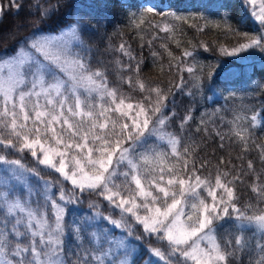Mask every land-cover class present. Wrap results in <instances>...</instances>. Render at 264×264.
Segmentation results:
<instances>
[{
	"label": "snow or ice",
	"instance_id": "snow-or-ice-1",
	"mask_svg": "<svg viewBox=\"0 0 264 264\" xmlns=\"http://www.w3.org/2000/svg\"><path fill=\"white\" fill-rule=\"evenodd\" d=\"M248 2L254 5L256 0ZM8 6L19 12L23 5L8 0ZM31 6L39 21L46 23L59 12L60 0L55 4L35 0ZM127 7L144 9L130 13L141 39L147 29L174 33L176 25L169 24L170 19L186 22L177 12L167 11L163 0ZM259 9L251 15L264 33V0ZM227 19L225 25L231 30ZM82 20L59 31L37 28L16 39L11 52L0 54V264H138L131 258L139 246L133 241L145 236L154 238L155 246L150 243L147 251L158 258L145 264H238L240 254L247 256L248 264H264V209L249 212L253 205L238 206L236 182L241 174L231 175V170L219 166L214 180L211 173L200 174L208 162L197 166L194 153L199 145L193 131L203 128L208 135L205 121L192 129L189 108L179 118V130L169 131L177 115L169 110L172 89L141 80L142 59L137 61L125 43L116 51L130 63L121 64L117 58L116 64L121 71L130 69L135 79L129 74L120 81L138 89L142 97L134 99L119 86L110 87L105 71L91 66ZM250 49L264 52V34L221 51L234 56ZM168 55L172 57L171 52ZM182 55L184 60L175 57L177 63L169 68L186 71L199 90L194 50L185 49ZM189 57L191 63L186 62ZM184 83L180 75L175 88L183 90ZM187 94L194 98L197 93L189 89ZM244 111L234 112L228 123L247 152L254 141L244 127ZM257 118L251 116V127ZM214 131L223 141L224 134ZM256 148L264 164V145ZM25 153L37 167L23 162ZM219 163H225L223 157ZM247 167L254 175L251 191L258 202H264V183H260L264 168L256 172L251 160ZM48 170L59 173L62 180H45ZM64 181L71 189H65ZM84 195L102 197L110 208L119 210V219L112 212L105 215L98 202L90 201L91 214L68 222L69 205L81 203ZM97 221H107L113 228ZM133 221L142 233L136 234Z\"/></svg>",
	"mask_w": 264,
	"mask_h": 264
},
{
	"label": "trees",
	"instance_id": "trees-1",
	"mask_svg": "<svg viewBox=\"0 0 264 264\" xmlns=\"http://www.w3.org/2000/svg\"><path fill=\"white\" fill-rule=\"evenodd\" d=\"M20 2L23 6L17 12L14 7L8 6V0H0V5L3 6V12L0 14V54L5 51L11 52L16 39L28 35L37 28L59 31L83 17L81 27L85 29L83 39L85 47L90 51L91 66L105 71L108 85L119 86L121 91L130 94L134 99L142 97L138 89L133 91L128 84H122L120 81L121 76L129 74L135 79V73L130 69L121 71L120 66L116 64L117 58L121 64L130 63L127 56L116 51L121 43L130 45L137 61L142 59L140 79L149 85L172 89L169 95V110L174 109L177 115L173 117L174 122H171L168 130L172 132L179 130V118L183 117L189 108L193 109V120L190 121L192 129L200 124L201 119L205 121L203 127L208 128V135H205L203 128L198 133L193 131V137L199 145L194 153L197 166L204 161L208 162V166L202 169L200 174L207 176L211 173L214 180L217 166L231 170V175L240 173L242 182H236L238 206L244 208L245 205H253L254 208L249 209V212L264 209V202H258L256 194L251 191L254 175L247 167L248 161L251 160L256 172L264 168L260 160V151L256 148V145H264V128H261L264 119V52L250 49L229 56L221 51L222 48L231 50L249 38L264 34L252 18L244 0H163L167 11L177 12L186 22L170 19L168 23L176 25L174 33L147 29L142 33L143 39L138 30L132 27L130 13H139L144 9L127 7L128 4H146L142 0H60L59 12L46 23H41L34 14L35 7L31 5L35 4V0ZM42 2L47 3L48 0ZM51 3L55 4L56 0H51ZM169 4L174 7L169 9L167 7ZM30 12L33 15H30ZM225 17L228 18L227 24L231 26V30L225 25ZM148 18L152 19L151 14H148ZM155 20H160V17H155ZM199 27H203L204 30L199 31ZM12 34L15 38H12ZM201 45H206L208 50L205 51ZM185 49L194 50L195 69L202 85L199 90L193 87L194 81L186 71L178 73L176 68L171 70L169 68L170 63H177L175 57L184 60L182 53ZM153 52L158 55L154 57ZM169 52L172 53V57L168 55ZM186 62L191 63L192 58H187ZM132 63L134 66L136 61ZM180 75L185 79L183 90L175 88L180 82ZM189 89L197 93L194 98L187 94ZM240 109L245 110L247 121L244 122V127L249 128L254 141L249 143L247 152L242 151V144L232 135L231 125L228 123L232 120L234 112ZM253 114L258 117L254 128L251 127L250 119ZM214 129L224 134L223 141L215 135ZM221 143L224 145L223 148L220 147ZM221 157L224 158V164L219 163ZM228 161H231V164ZM23 162L29 167H37L30 154L25 153ZM48 171L50 174L44 175L45 180L53 182L57 179L62 180L59 173ZM260 183H264V174L260 176ZM58 187L59 185L53 191L57 192ZM64 187L71 189L72 185L64 181ZM81 201L77 205H69L71 211L66 218L68 222L72 221L75 211L84 210L92 213L94 210L88 206L90 201L98 202L99 211L105 215L112 212L113 218L119 219V210L110 208L102 197L84 195L81 196ZM132 223L136 234L142 233V228L135 225L134 221ZM114 231L118 236L122 234L119 230ZM246 234L250 235L251 230ZM150 243L155 246L154 238L150 239L147 236L143 241H133L134 245H139L135 247L138 252L134 256L138 264L152 258L147 251ZM238 264H248L245 254L239 255Z\"/></svg>",
	"mask_w": 264,
	"mask_h": 264
},
{
	"label": "rangeland",
	"instance_id": "rangeland-1",
	"mask_svg": "<svg viewBox=\"0 0 264 264\" xmlns=\"http://www.w3.org/2000/svg\"><path fill=\"white\" fill-rule=\"evenodd\" d=\"M124 1H126V0H124ZM142 1H144L146 4L149 2V0H142ZM245 1V5H246V7L248 8V11H250V13H252V11L255 9V11L258 13L259 11H260V9H259V5H260V3H261V0H256V3L253 5V4H250L249 2H248V0H244ZM151 2H153V3H160L161 2V0H151ZM252 16V15H251ZM252 18L255 20V22L260 26V24H259V21L258 20H256L253 16H252ZM74 211V210H73ZM93 212V211H92ZM81 214H91L90 212H88V211H84V210H80V211H75V213H74V216H73V219L72 220H76V219H78L79 218V216L81 215ZM67 216H68V214H67ZM67 216H66V218H67ZM118 216H119V214H118ZM69 222H71V220L69 221ZM97 223H99V224H102V225H108L109 227L108 228H113V226L112 225H110V224H108L107 223V221H97ZM114 230V229H113ZM134 245V244H133ZM135 246V245H134ZM138 252V250L135 248V252L133 253V255H132V257L131 258H134V256H135V254ZM152 260H158V258H156V257H152L151 258ZM146 262V261H145ZM145 262L143 263V264H145ZM159 264H164V262L163 261H159Z\"/></svg>",
	"mask_w": 264,
	"mask_h": 264
}]
</instances>
